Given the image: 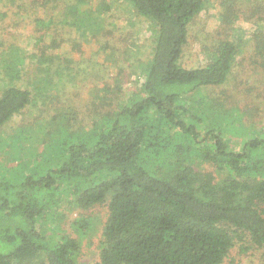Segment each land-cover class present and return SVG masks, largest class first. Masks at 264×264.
<instances>
[{
	"label": "trees",
	"instance_id": "trees-1",
	"mask_svg": "<svg viewBox=\"0 0 264 264\" xmlns=\"http://www.w3.org/2000/svg\"><path fill=\"white\" fill-rule=\"evenodd\" d=\"M1 1L20 9L17 0ZM124 1L155 25L143 95L89 128L56 124L42 137L40 152L28 150L18 174L0 176V264H78V239L56 228L68 194V202L83 208L108 197L100 256L91 264H223L236 237L264 247V130L233 149L225 99L202 91L225 84L237 41L224 35L213 43L212 60L184 67L188 26L206 0ZM87 2L30 0L27 7L42 10L37 24L46 20L42 14L59 12L73 15L69 25L79 26L93 22L91 15L81 17ZM220 3L222 21L232 25L230 0ZM240 3L248 8L243 19L254 26L253 57L264 66V0ZM44 86H35L37 95ZM34 98L29 89L5 87L0 127ZM49 217L53 229L45 227ZM87 224L74 221L80 234Z\"/></svg>",
	"mask_w": 264,
	"mask_h": 264
},
{
	"label": "rangeland",
	"instance_id": "rangeland-1",
	"mask_svg": "<svg viewBox=\"0 0 264 264\" xmlns=\"http://www.w3.org/2000/svg\"><path fill=\"white\" fill-rule=\"evenodd\" d=\"M29 1L17 0V9L0 0V94L9 85L35 92L31 103L0 127L2 177L18 174L19 166L28 161V150L40 152L46 144L42 137L55 131L56 124L76 130L89 128L102 115L112 114L120 105L143 95L142 69L151 57L155 37L151 20L124 0H89L79 9L83 19L88 14L93 22L79 26L69 25L73 15L63 17L59 12L52 14V20L42 14L46 20L37 24L42 10L27 7ZM221 1L206 0L202 11L190 21L180 64L193 68L212 60L217 48L213 43L224 35L237 41L239 50L225 84L202 90L225 99L231 120L226 137L236 149L242 138L264 130V66L253 57L250 33L254 26L243 19L242 11L248 8L240 3L245 0H230L233 24L228 26L221 18ZM17 55L21 60H11ZM35 86H44L40 95ZM67 197L58 209L56 228L78 239V264H91L100 256L108 197L89 208L68 202L72 197ZM78 219L88 222L83 234L74 227ZM51 220L46 221V228H54ZM223 264H264V247L236 237Z\"/></svg>",
	"mask_w": 264,
	"mask_h": 264
}]
</instances>
